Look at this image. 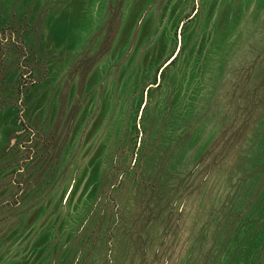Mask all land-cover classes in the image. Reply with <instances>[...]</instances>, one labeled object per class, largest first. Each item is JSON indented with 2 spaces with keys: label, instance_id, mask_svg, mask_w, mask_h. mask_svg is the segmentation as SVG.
Masks as SVG:
<instances>
[{
  "label": "rangeland",
  "instance_id": "obj_1",
  "mask_svg": "<svg viewBox=\"0 0 264 264\" xmlns=\"http://www.w3.org/2000/svg\"><path fill=\"white\" fill-rule=\"evenodd\" d=\"M0 264H264V0H0Z\"/></svg>",
  "mask_w": 264,
  "mask_h": 264
}]
</instances>
